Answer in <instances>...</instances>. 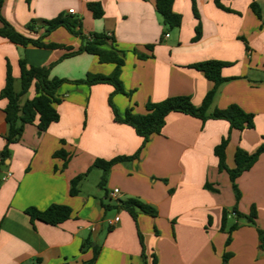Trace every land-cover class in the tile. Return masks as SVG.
Instances as JSON below:
<instances>
[{
  "label": "crops",
  "instance_id": "obj_1",
  "mask_svg": "<svg viewBox=\"0 0 264 264\" xmlns=\"http://www.w3.org/2000/svg\"><path fill=\"white\" fill-rule=\"evenodd\" d=\"M90 3L102 6L101 19L93 18ZM220 3L230 11L219 8L215 0H195L196 18L193 0H176L174 11L183 16V23L165 34L156 0H4L1 14L17 32L59 48L23 47L0 37V153L9 133L8 101L1 98L8 66L17 92L21 60L47 68L50 79L66 82L57 92L59 122L43 134L37 124L27 125L21 139L9 145V158H0V264H84L94 257L88 240L99 248L95 264H144V254L148 264L153 255L157 264H264L258 233L264 232V154L237 179L238 202L215 155V148L229 137L226 166L234 169L238 149L253 154L264 142V0ZM61 15L82 21L84 40L106 34L122 51L121 80L129 96L112 98L120 115L128 110L144 115L148 103L179 96L200 106L214 84L191 66L215 60L229 66L222 70L227 81L210 111L238 105L254 115V128L238 131L225 120L202 122L171 113L161 133L144 145L132 127L115 121L109 101L114 87L76 83L88 74L108 76L115 65L100 64L86 53L66 57V49L77 51L83 40L63 27L49 34L41 27V22ZM33 21L38 24L30 31ZM198 23L202 37L194 43ZM27 97H35L33 88ZM59 151L66 156L56 157ZM139 151V159L113 166L100 186L103 172L93 168L97 160ZM82 175L80 193L72 196L71 182ZM115 189L119 194L112 197ZM127 199L139 200L158 215L140 214L136 223L119 207ZM52 205L70 207V219L52 226L32 222L26 214L29 208L45 211ZM235 206L245 216L254 206L257 225L238 219ZM235 224L239 228L227 245V232ZM226 254L229 259L224 262Z\"/></svg>",
  "mask_w": 264,
  "mask_h": 264
},
{
  "label": "trees",
  "instance_id": "obj_2",
  "mask_svg": "<svg viewBox=\"0 0 264 264\" xmlns=\"http://www.w3.org/2000/svg\"><path fill=\"white\" fill-rule=\"evenodd\" d=\"M176 0H156V11L162 18L163 24L166 27L165 34H168L171 30H177L181 28L183 23V16L174 11V5ZM221 0H215L216 5L225 10L221 5ZM4 0H0V37L9 40L10 42L19 46H34L46 49L59 48L55 44H44L41 39H31L23 34L17 32L15 28L6 21L2 14V6ZM193 10L196 18H198L197 10L195 8V0H193ZM88 10L92 13L94 19H101L104 15L102 6L98 3H90L87 6ZM253 10L256 15L260 16L257 11L256 5H253ZM41 27L46 29V34L53 32L58 28H65L74 36L80 37L83 40L81 47L74 51L73 48H67L70 51L66 57H72L82 53L93 55L98 58L100 64H113L115 69L112 74L105 75H94L88 74L85 80L78 81L76 83H83L89 86L108 84L114 87L115 91L110 97V106L112 107L114 119L117 123L125 124L132 127L136 134L143 138L144 145L154 135H159L166 124V118L171 113H181L197 118L202 122L208 120H225L230 124L231 129L244 131L246 129L254 128V115L245 112L238 105H231L226 109L220 110L215 109L210 111L217 95L220 86L227 81L222 76V70L229 66L228 63L221 61H205L197 63L191 66L192 69L202 72L205 77L211 81L214 86L203 99L200 106L194 105L190 97L179 96L169 98L161 103H148L147 113L144 115H137L133 111L128 110L122 116L115 108L112 98L115 94H122L129 96L124 90L123 83L121 80V70L125 62L121 56L122 51L119 49L113 37L107 36L106 34H94L90 40H84L82 33V21L73 17L59 16L58 18L51 21L41 22ZM37 21H33L29 26L28 30L34 31ZM202 37V26L198 23L196 27V35L192 42H198ZM149 50H153V46L148 47ZM146 56H142V58ZM20 91L15 90V79L12 75L11 67L8 66L6 85L1 93V98L8 101L5 109L6 121L9 125V133L7 136V146L0 153L2 161L9 158V145L18 142L24 132L27 125L37 124L40 134L46 132L52 124L58 123L60 120V114L56 108L61 103V100L57 97V92L62 84L66 81L58 78L50 79L49 70L42 67H34L27 64L25 60L20 61ZM35 91V97L29 99L27 95L31 89ZM229 144V137H226L222 142L215 148V155L219 160V170L226 172L229 175L232 183L233 190L236 195V201L241 199V192L239 191L236 181L245 172L249 171L255 163L258 161L261 154H264V142L261 147L253 154H249L242 149H238L235 155L234 169H229L226 166V149ZM141 151L134 156H120L112 160H97L93 168L102 170L103 176L100 186L103 187L107 180L108 174L113 166L116 164L127 163L133 160L139 159ZM56 157H65L63 151H59L55 154ZM85 175L78 176L71 182V195L78 196L80 193L79 185ZM208 188H210L208 186ZM119 207L126 210L130 216L137 223L140 214H146L152 217L158 215L157 211L143 204L137 199H127L119 202ZM233 213L238 219H248L253 225L256 224L257 211L253 206L249 216H245L238 212L237 206L234 207ZM26 214L31 218L32 222L35 220L44 222L46 224L57 226L65 221L69 220L72 215V209L63 205H52L45 211H39L36 208H29L26 210ZM228 220V212L223 214V225L222 231L226 230V223ZM239 228V224L233 225L228 233V239L226 244L229 245L232 241V233ZM261 239V249L264 248V232L258 230ZM141 245L144 250L143 236L140 234ZM88 244L93 246L94 257L91 261L84 264H95L96 259L99 255V248L91 240L87 241ZM144 264H148L145 254ZM229 255L224 256V262H227ZM150 264H157V258L153 255Z\"/></svg>",
  "mask_w": 264,
  "mask_h": 264
},
{
  "label": "built area",
  "instance_id": "obj_3",
  "mask_svg": "<svg viewBox=\"0 0 264 264\" xmlns=\"http://www.w3.org/2000/svg\"><path fill=\"white\" fill-rule=\"evenodd\" d=\"M69 14H70V15L74 14V10H70V11H69ZM9 177H11V174H10V173L5 177L4 180H7ZM118 194H119V190H118V189H115V190L113 191V193L111 194V196H112V197H117ZM117 221H118V219H117Z\"/></svg>",
  "mask_w": 264,
  "mask_h": 264
},
{
  "label": "rangeland",
  "instance_id": "obj_4",
  "mask_svg": "<svg viewBox=\"0 0 264 264\" xmlns=\"http://www.w3.org/2000/svg\"><path fill=\"white\" fill-rule=\"evenodd\" d=\"M172 32H173V30H172V31H171V30L169 31L170 34H171ZM16 89H17V90H20V83H19V82H18L17 85H16Z\"/></svg>",
  "mask_w": 264,
  "mask_h": 264
}]
</instances>
